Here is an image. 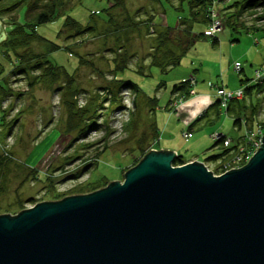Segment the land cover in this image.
Wrapping results in <instances>:
<instances>
[{
	"label": "rangeland",
	"instance_id": "obj_1",
	"mask_svg": "<svg viewBox=\"0 0 264 264\" xmlns=\"http://www.w3.org/2000/svg\"><path fill=\"white\" fill-rule=\"evenodd\" d=\"M112 1L66 0L58 19L35 27L33 32L43 36V40H34L23 48L24 53L44 55L50 63L63 65L73 77L70 89L66 88V76L62 73L53 83L38 81L29 85L33 76L40 74L47 65L36 67L39 56L29 63L7 56L9 50H5L4 43L8 30L19 23L30 22L32 8L25 13V6L19 4L5 12L0 11L3 29L0 37L6 35L0 41V69L3 72L0 78L6 87L5 94H0V116L4 113L7 124L13 120L4 130L6 136H0V159L10 160L7 166L0 162V214H15L40 201L89 193L112 180H122L124 172L146 152L160 149L154 144L153 122L161 136L160 143L175 147L187 161L197 160L188 159L190 155L205 159L221 151L213 147L216 128L222 134L230 135L233 141L240 133L234 130L233 119L224 113V109L214 122L202 118L194 130L189 131L188 124L210 106V99L195 97L194 89L189 90V93L194 92L189 99L174 106L175 110L163 109L174 83L185 77L195 84L190 76L194 74L193 69H198V87L220 81L228 87H235L240 78H250L254 83V77H259L255 71L264 69V34L235 32L233 38L238 40L229 41L228 31L223 30L221 23L219 43L212 46L208 39L213 36L210 29L212 19L222 21L220 16L224 18L235 12L236 7L231 4L233 0H222L221 8L218 0L212 1L208 8L210 23L194 27L193 38L197 39L194 46L167 73L154 66L148 67L154 45L151 32L158 25L168 24L173 27L171 37L176 36L177 29L182 28L179 17L187 15L188 0L182 3L178 0H124L125 9L124 6H111ZM9 2L0 0V7L4 8ZM261 10L258 7L254 13L248 10L240 11L238 15L233 13L236 27L242 29L241 24L249 26L254 23ZM64 13L77 19L80 28L65 26ZM127 18L137 23L147 20L149 27L139 24L138 31L133 30L128 27L130 20ZM198 32L203 37L198 36ZM52 46L55 49L50 48ZM123 53L129 55L128 66L117 74L118 78L138 84L142 92L136 94L131 87H122L118 101L111 105L109 99H104L109 97L106 86L114 74L113 58H120ZM80 58L83 61H79ZM195 59L198 63L194 62ZM140 67L144 74L150 72V75L137 72L136 68ZM68 96L72 97L77 108H97L93 113L96 115L95 129L80 134L65 130L66 106L63 100ZM148 96L157 99L150 101ZM256 97L257 118L263 120L264 90L254 95ZM248 98V95L244 96L243 102L248 104ZM259 128L264 132V126ZM187 131L189 135L185 136ZM141 141L146 147L142 151L136 149ZM203 163L212 172L217 165L216 162ZM243 164L245 159H238L226 165L222 172ZM98 179L101 181L99 187L89 190L88 181Z\"/></svg>",
	"mask_w": 264,
	"mask_h": 264
},
{
	"label": "water",
	"instance_id": "obj_2",
	"mask_svg": "<svg viewBox=\"0 0 264 264\" xmlns=\"http://www.w3.org/2000/svg\"><path fill=\"white\" fill-rule=\"evenodd\" d=\"M175 156L151 149L122 180L0 214V264H264V134L216 175Z\"/></svg>",
	"mask_w": 264,
	"mask_h": 264
},
{
	"label": "trees",
	"instance_id": "obj_3",
	"mask_svg": "<svg viewBox=\"0 0 264 264\" xmlns=\"http://www.w3.org/2000/svg\"><path fill=\"white\" fill-rule=\"evenodd\" d=\"M159 1V0H158ZM169 1V0H165ZM184 0H178L179 3H182ZM213 0H188L187 1V15L180 16L179 18L181 21L179 22L180 26L182 28L177 29V34L174 37H171L172 32V26L166 25H158L159 27L156 30L152 29L153 35H154V45L152 46V51L150 53V62H149V69L154 66L157 67L161 72L167 73L171 69H173L175 66L179 64L180 58L187 54V52L192 49L191 47L195 44V38H193V30L196 25H207L210 23V14L208 13V8L211 7ZM220 1V2H219ZM222 0H218V3L220 4V8L222 7L224 2H221ZM222 3V4H221ZM22 4V6H25V13L29 10V8H32L33 13L30 17V22H22L17 25H15L12 30H8L7 32V39L4 43L5 50H9L7 56H14L16 58H19L21 62L23 63H29V61L35 60L38 56L40 58V61H35L36 67H39L40 65L46 64L47 66L43 68V71L33 76V79L31 82H29V85L32 86L35 82L43 81L50 83H53L56 80H59L60 74H64L66 76V88L70 89L72 87L73 77L72 75L66 70V68L63 65L60 64H52L50 61L46 58H44V55L39 54H31L29 52L24 53V49L26 48L32 41L34 40H43V36L40 34H35L33 31L35 27H37L40 24L53 21L55 19H58L61 15L59 10L65 9L66 0H10L8 5H4L3 7H0V11H6L7 9H11L15 7L16 5ZM236 7L235 12L228 13L225 15V17H221V23L223 26V30H227L229 34V41H237L238 39L233 38L235 32H245V33H255L260 32L264 34V0H233V3H231ZM115 6H124V0H113L112 5ZM110 7V6H109ZM260 7L262 10L260 14L257 15L256 18H254V23L247 26L244 24L242 25V29H238L236 27V19L233 17V13L235 15H238L240 11L248 10L251 11V13H254V9H257ZM125 9V6H124ZM28 15V14H27ZM63 24L65 26H68L70 28H80V22L72 17L71 15H68L67 13H64L63 17ZM129 21L128 27H130L133 30L138 31V25L142 24L145 28L149 27V22L147 20H140L138 23L134 20L127 18ZM257 21H263L262 23H258ZM137 23V24H136ZM208 29V28H207ZM221 32V31H220ZM218 33L213 34V36L208 37L211 41L212 46H216L219 43ZM198 36L203 37V34L201 32H198ZM46 41V40H44ZM47 45V44H46ZM52 49H55L54 46L50 47ZM127 54L123 53L120 58L114 57V74L112 76L111 81L109 82V85L106 86L108 96L104 99H109L110 104L114 105L118 101V93L119 89L122 87H131L132 90L139 94L142 92L139 85L136 83L124 81L123 79L118 78V73L122 72L127 68V62H128ZM79 61H83L82 58H80ZM2 65V63H1ZM198 69H193L194 74H190L191 78H193L194 85L189 81L188 78L182 79V81H179L177 83H174L171 86V89L169 91V100L167 101V104H164L163 109L164 110H175L174 106H178L183 101L189 99L191 97V93H189V90L194 89L196 92V85L199 82L198 76L196 74ZM60 71V72H59ZM137 72H140L144 74V71L142 67L136 68ZM150 71V70H149ZM239 71V70H238ZM243 70H240L241 72ZM256 73H258L259 77H254V83L250 82L251 79L244 77L239 79V84L235 87H228L227 85L223 84L222 81L215 82V83H209L208 87L212 90L214 94L215 100L213 103L208 106L197 119L190 122L187 126V129L189 131H193L196 127V123H199L200 119L205 118L206 121L210 119V121H215L220 117L222 109H224V113L231 117L233 119V128L235 131H239L240 133L237 135L236 140L233 141L232 137L230 135L223 134L222 139L215 141L213 147L220 148L221 151L217 152L215 154H212L205 159L203 158L202 162H216V167L213 170V173L219 174L223 170V161H226V163H233V160L236 156L237 150L240 146L246 145L245 136L249 135L250 132L256 131L257 127L264 126V119L260 120L257 118V110H256V102L257 97L254 98V95L260 93L262 90H264V78L262 76L264 75V69L263 70H256ZM150 73V72H149ZM149 73H145L144 75L148 76ZM3 75V72H1L0 69V76ZM189 77V76H188ZM218 89H224L225 91H232V90H240L241 91V98H220L216 97V92ZM6 90L5 82L3 78H0V94H3ZM5 94V93H4ZM3 94V95H4ZM72 93L71 95H73ZM249 96L248 104L246 102H243L244 96ZM66 95H63V97ZM150 101H155L157 98L154 96H148ZM63 103H65L66 111H65V130L67 132L70 131H77L78 134L84 132H87L89 129H95L97 127L96 121L94 120L96 115L95 111L97 108L92 106L87 107H80L77 108L75 106V102L72 99L71 96H68L67 99L63 100ZM250 106V109L248 108ZM252 106V109H251ZM92 115V116H91ZM3 116V117H2ZM4 113L0 116V136H6L7 132H4V130L8 129L9 124L13 122H7L4 120ZM198 121V122H197ZM200 126V125H199ZM6 128V129H5ZM151 129L153 131V140L154 144L157 143L159 136L158 131L155 126V122L151 124ZM221 131L220 129H216L214 131ZM222 132V131H221ZM224 138H230V144L229 145H223V139ZM142 141L137 145L136 149L142 151L145 150L146 147L144 144H141ZM151 144V143H150ZM4 158V157H3ZM245 158V157H244ZM223 160L222 162H220ZM0 162H3L6 165L7 163H10V160H5L2 157L0 159ZM184 162H187V159H185L182 155L177 154L175 158L173 159L172 164L173 165H181ZM220 162V163H218ZM219 164V165H218ZM7 166V165H6ZM33 172V171H32ZM104 179L105 177L102 176ZM106 179V178H105ZM95 180V181H88L87 188L89 190L95 189L96 187H99L98 185L101 184V181ZM92 183H95L92 184ZM92 184V185H91ZM86 191V190H82Z\"/></svg>",
	"mask_w": 264,
	"mask_h": 264
},
{
	"label": "built area",
	"instance_id": "obj_4",
	"mask_svg": "<svg viewBox=\"0 0 264 264\" xmlns=\"http://www.w3.org/2000/svg\"><path fill=\"white\" fill-rule=\"evenodd\" d=\"M220 26H221V21L218 19L213 18L212 22L210 24V29H211V33L215 34L220 32ZM258 76V73H257ZM193 90V89H192ZM191 94H194V92L192 91ZM242 94L240 90H232V91H225L224 89H218L216 92V97H220V98H241ZM264 132L262 130L257 129L256 131L250 132L249 135L245 136V140H246V145L240 146L237 150L236 156L233 160V162H235L236 160H244L245 162L249 159V157L259 148V146L262 143V137H263ZM185 136H188V131L184 133ZM214 135V136H213ZM212 136L214 137V139L216 141L222 139L223 134L221 133V131H215L214 134ZM230 144V138H224L223 139V145H229ZM245 157V158H244ZM226 165H231V163H224L223 164V168Z\"/></svg>",
	"mask_w": 264,
	"mask_h": 264
},
{
	"label": "crops",
	"instance_id": "obj_5",
	"mask_svg": "<svg viewBox=\"0 0 264 264\" xmlns=\"http://www.w3.org/2000/svg\"><path fill=\"white\" fill-rule=\"evenodd\" d=\"M194 62L195 63H198L197 61H196V59L194 60ZM232 62V61H231ZM199 74V73H198ZM185 78V77H184ZM183 78V79H184ZM199 79V78H198ZM200 87V88H199ZM199 87H198V84L196 85V96L195 97H198V96H203V97H206L210 102V105L213 103V101H214V94H213V92H212V90L208 87V86H202V85H199ZM211 94V95H210ZM206 109V108H205ZM216 129H218V128H216ZM215 129V130H216ZM160 132H162L163 133V131L161 130ZM158 134H159V131H158ZM192 134H193V132H192ZM159 136V139H158V141H157V143L156 144H158L159 145V147L158 148H160V149H167V150H174L177 154H179V150L178 149H176L175 147H171V146H169V145H163V144H161L160 143V140H161V136H160V134L158 135ZM189 138H192V135L189 137ZM189 138H187V139H189ZM185 139V138H184ZM197 155H190L189 156V158L188 159H193V158H195V159H197V160H202L201 158H198V157H196Z\"/></svg>",
	"mask_w": 264,
	"mask_h": 264
}]
</instances>
